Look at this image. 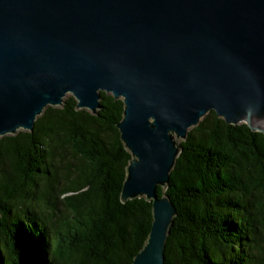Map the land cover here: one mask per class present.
<instances>
[{
	"label": "water",
	"instance_id": "obj_1",
	"mask_svg": "<svg viewBox=\"0 0 264 264\" xmlns=\"http://www.w3.org/2000/svg\"><path fill=\"white\" fill-rule=\"evenodd\" d=\"M101 91L124 101L121 199L152 202L133 264H165L189 129L214 110L264 133V0H0V138L68 94L96 113Z\"/></svg>",
	"mask_w": 264,
	"mask_h": 264
},
{
	"label": "trees",
	"instance_id": "obj_2",
	"mask_svg": "<svg viewBox=\"0 0 264 264\" xmlns=\"http://www.w3.org/2000/svg\"><path fill=\"white\" fill-rule=\"evenodd\" d=\"M100 94L96 113L68 94L0 138V264H133L144 246L152 202L121 199L124 101ZM181 146L165 264H264V133L211 110Z\"/></svg>",
	"mask_w": 264,
	"mask_h": 264
}]
</instances>
